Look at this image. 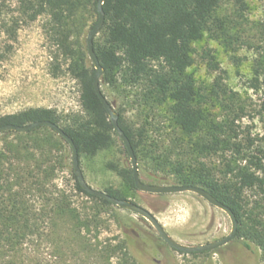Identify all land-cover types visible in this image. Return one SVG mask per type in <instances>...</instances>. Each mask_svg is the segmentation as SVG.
Here are the masks:
<instances>
[{
  "label": "trees",
  "instance_id": "16d2710c",
  "mask_svg": "<svg viewBox=\"0 0 264 264\" xmlns=\"http://www.w3.org/2000/svg\"><path fill=\"white\" fill-rule=\"evenodd\" d=\"M222 1L106 0L103 5L106 20L94 40V50L104 69L101 87L106 98L103 87L121 91L142 121L130 124L124 109L117 111L119 125L138 160L140 176H145L152 185L198 186L207 190L234 211L239 221L236 239L243 240L248 250L259 256L258 264H264V145L251 141L246 146L240 140L237 122L244 108L239 105V95L225 85L222 73L211 88V95L225 112L220 120L199 101L196 80L189 73L195 63L194 44L204 36L230 50L246 44L242 24L220 15ZM229 1L241 16L249 9L248 0ZM16 2L27 21L50 16L54 44L67 62V72L80 85L85 114L63 115L52 108H28L0 115V127L41 121L59 125L77 146L84 176L85 160L93 161L119 146L127 161L113 159L106 163V168L137 191L128 149L118 137L94 87L96 69L89 56L87 39L99 21V0ZM259 61L253 79V88L257 90L262 84ZM213 68L221 71L216 63ZM163 110L176 130L172 135L153 137L155 121L162 117ZM64 144L70 147L46 126L0 136V264H59L56 257L46 260L23 256L17 250L27 237L42 236L44 223L49 240L58 243L56 237L67 236L63 244L69 249L75 246L70 237L90 232L97 224L96 217L93 219L81 211L66 191L54 185L56 166L65 162L64 157L59 158ZM212 157H218L220 168H213L206 161ZM72 175L79 193L103 206H113L88 194L73 167ZM254 190L260 192L245 223L243 196ZM103 191L127 199L114 187ZM78 238L82 250L89 249L103 264H110L112 256L119 252L123 253L121 264H146L132 254V238L126 237L117 246L96 247L86 237ZM9 251L16 253L9 255Z\"/></svg>",
  "mask_w": 264,
  "mask_h": 264
},
{
  "label": "rangeland",
  "instance_id": "374dc122",
  "mask_svg": "<svg viewBox=\"0 0 264 264\" xmlns=\"http://www.w3.org/2000/svg\"><path fill=\"white\" fill-rule=\"evenodd\" d=\"M248 5V11L241 16L231 1L223 0L219 11L221 16L231 17L242 24L246 44L230 50L204 36L194 44L195 63L189 70L196 80L199 101L218 120L224 117L225 112L211 95V88L220 73L225 85L239 95V105L244 110L237 125L240 127V140L246 146L251 141L264 145V0H248ZM51 27L50 16L43 15L30 22L20 14L16 0H0V115L38 107L56 109L63 115L85 114L80 101V85L67 72V62L54 44ZM258 61L262 83L260 90L253 88ZM213 63L218 64L221 71H216ZM103 89L116 112L124 109L130 124L142 123L138 112L127 103L121 91L108 87ZM175 130L169 114L163 110L162 117L155 121L153 137L172 135ZM61 153L63 156L59 154V158L64 157L65 162L56 166L54 185L66 191L81 211L93 219L96 217L97 224L90 232L84 231L81 236L70 237L75 246L71 244L69 249L63 244L67 236L56 237L58 243L49 240L45 235L48 229L44 223L41 230V234H44L27 237L17 253L40 256L46 260L50 256L56 257L59 264H103L102 259L93 256L89 249L82 250L78 237H86L95 247L99 244L117 246L128 237L134 240L132 254L146 264L260 262L259 256L248 250L241 239L233 240L218 253L186 254L172 249L142 216L115 205L103 206L79 193L72 175V150L64 144ZM113 159L127 161L119 146L111 152L102 153L93 161L85 160L83 170L87 182L101 191L110 186L120 190L127 199L150 211L178 243L186 246L205 245L231 232L232 221L228 214L195 193L156 195L133 191L115 172L106 168V163ZM206 161L211 167L220 168L218 157ZM141 179L149 184L145 176ZM259 192L246 191L243 196L245 223H248V214L254 208ZM15 253L8 252L9 255ZM84 257L87 259L84 260ZM122 260L123 253L119 252L112 256L110 264H121Z\"/></svg>",
  "mask_w": 264,
  "mask_h": 264
},
{
  "label": "water",
  "instance_id": "95a60500",
  "mask_svg": "<svg viewBox=\"0 0 264 264\" xmlns=\"http://www.w3.org/2000/svg\"><path fill=\"white\" fill-rule=\"evenodd\" d=\"M106 0H99L98 2V11H99V21L96 24V26L91 30V32L88 35L87 43H88V51L90 59L96 69V74L94 77V87L96 94L98 95L99 99L101 100L106 112L108 113V116L114 126V129L118 135V137L123 141L125 146L128 149L130 158H131V164L133 168L134 173V181L135 186L138 191L150 193V194H156V195H170V194H180L185 192H191L199 195L203 199H205L208 203H210L212 206L217 207L224 212L228 214V216L231 218L232 221V230L231 232L224 238L205 244L200 246H186L178 243L174 238L170 236V234L166 231L165 227L159 222V220L147 209L144 207L138 205L137 203L133 202L129 199H118L116 197H113L109 195L108 193L97 190L93 188L86 180L83 171L80 167L79 162V152L77 149V146L74 142V140L57 124L52 123L50 121H41L32 123L30 125L26 126H16V125H4L0 127V136L4 133L8 132H28L34 129H37L39 127H49L52 130H54L60 137L64 138L70 145L72 150V165L75 175L78 178V181L81 185V187L90 195H93L95 197L104 199L108 201L109 203L120 207L121 209L131 211L135 214H138L145 218L147 221H149L160 238L172 249L186 254H194V253H205V252H215L220 248H223L224 246L230 244L233 240L236 239L238 230H239V221L234 213V211L225 205L224 203L220 202L216 197H214L211 193H209L207 190L198 187V186H180V185H152L144 183L141 179L139 167H138V160L136 158V155L134 153L132 144L123 131V129L119 125V114L116 112L112 104L108 101L106 96L104 95L101 87V81L104 74V69L100 64V61L95 53L94 50V40L95 38L101 33L106 16L104 12L103 5Z\"/></svg>",
  "mask_w": 264,
  "mask_h": 264
}]
</instances>
